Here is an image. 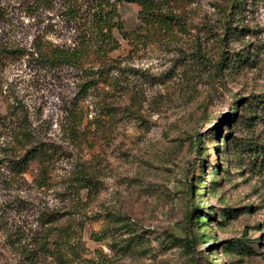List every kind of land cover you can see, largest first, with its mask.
<instances>
[{
  "label": "rangeland",
  "instance_id": "obj_1",
  "mask_svg": "<svg viewBox=\"0 0 264 264\" xmlns=\"http://www.w3.org/2000/svg\"><path fill=\"white\" fill-rule=\"evenodd\" d=\"M155 2L104 40L92 0H0V264H264V0Z\"/></svg>",
  "mask_w": 264,
  "mask_h": 264
},
{
  "label": "trees",
  "instance_id": "obj_2",
  "mask_svg": "<svg viewBox=\"0 0 264 264\" xmlns=\"http://www.w3.org/2000/svg\"><path fill=\"white\" fill-rule=\"evenodd\" d=\"M236 0H229L227 10H232L233 5ZM93 5L91 8V20L92 26L98 31L99 35L103 37L104 40H109L114 37V31L122 33V28L120 25V15L118 13L117 7L120 2L136 3L140 10L138 12V18L142 25H149L152 22H156V25L170 28L179 23L178 17L175 14L169 12L161 11L155 2V0H114L110 2L109 0H92ZM67 16L70 19H75L77 17V12L74 10L67 11ZM123 34V33H122ZM0 54L2 57L7 59L16 58L18 56H33L31 51H27L20 47H10L0 46ZM34 54L37 56V60L43 65L60 67V66H75V64L80 60V51L76 48H62L57 46H49L46 49L38 48ZM225 58V56H224ZM222 58V59H224ZM239 62H246L248 60L247 54H242L239 58H236ZM225 65V62L218 65V69ZM88 85L83 87L84 92L91 87ZM16 137L17 143L21 144L22 148L25 149L28 143L29 137L25 133H19ZM46 150L41 147H33L24 151L23 155L19 160L14 162L13 170L16 173H23L29 164L33 161H42L45 158ZM214 166L213 168H217ZM212 168V169H213ZM44 173V172H42ZM42 178V179H41ZM44 175L40 176V182L43 184ZM80 186H85L81 180L78 181ZM196 212L200 210L192 209L191 216L195 215ZM227 214H231L230 211H226ZM201 236H199L200 238Z\"/></svg>",
  "mask_w": 264,
  "mask_h": 264
}]
</instances>
